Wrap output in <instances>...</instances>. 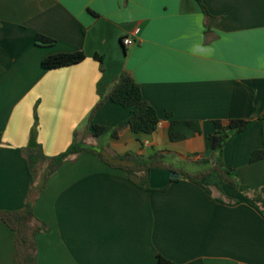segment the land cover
I'll list each match as a JSON object with an SVG mask.
<instances>
[{
	"label": "crops",
	"instance_id": "crops-1",
	"mask_svg": "<svg viewBox=\"0 0 264 264\" xmlns=\"http://www.w3.org/2000/svg\"><path fill=\"white\" fill-rule=\"evenodd\" d=\"M202 4L217 19L210 27L195 0H0V211L21 210L30 196L41 229L35 264H158L159 256L264 264V217L233 189L213 191L223 203L183 179L150 192L122 170L153 158L159 170L206 173L213 122L245 119L222 159L241 185L264 195V0ZM37 35L55 43L38 46ZM77 51L79 64L41 66ZM123 72L160 117L152 134L131 133L130 111L112 102L94 110ZM168 113L200 122L202 133L170 142ZM93 125L110 131L95 138ZM75 134L94 152L72 157L44 183L40 164L31 193L22 150L39 146L54 157ZM256 152L262 157L251 162ZM0 264H19L15 232L1 220Z\"/></svg>",
	"mask_w": 264,
	"mask_h": 264
},
{
	"label": "trees",
	"instance_id": "trees-1",
	"mask_svg": "<svg viewBox=\"0 0 264 264\" xmlns=\"http://www.w3.org/2000/svg\"><path fill=\"white\" fill-rule=\"evenodd\" d=\"M201 7L205 17L206 25L210 27L217 19L210 16L202 4V0H195ZM36 44L41 47H50L55 41L48 37L37 35ZM85 59L83 52L77 51L73 53H64L52 55L45 58L41 66L44 70H55L81 63ZM101 61V59H99ZM112 102L130 111V117L127 120L129 130L131 133L138 134H152L154 133L160 123V117L153 106L147 103L142 96L140 86L134 79L126 72H123L116 79L108 93L101 97L95 106L94 110L99 109L105 102ZM169 119L168 137L170 142H180L190 139L196 135H200L201 124L193 120H176L171 114H167ZM250 120L245 119H231L228 121L215 120L213 122L214 131L205 138L206 151L211 149V157L213 164L211 169L198 176H189L187 174H180L177 180L169 181L168 185L173 182H178L180 179L187 180L199 186L207 195V197L215 202L223 203L221 198H214L212 193L214 190L222 192L223 187H229L236 191L239 196L255 207L264 217V195L260 192L256 193L250 188L241 185L233 171L227 169L222 159L223 149L230 144L231 140L240 133L247 130ZM92 135L97 138L110 130L107 127L93 125ZM112 137L117 136V130L111 132ZM26 164L27 171L31 178L33 188L31 193L38 189L34 187L37 167L45 164V171L43 173V183L46 182L57 169L72 157H76L83 153H93L94 151L83 147L82 141L78 140L77 135H74L71 145L61 154L54 157H46L41 148L37 149L26 148L22 150ZM262 157L261 152L253 153L251 162L259 160ZM129 155L119 157L121 160H128ZM150 159H136L133 167H123L129 178L133 180L137 186L145 191H164L163 189H152L149 186V174L157 168L150 162ZM204 161H208L205 159ZM42 186V185H41ZM30 193V194H31ZM0 220L9 227L16 235V246L19 255V264H35L36 259L33 254V239L41 231V229L34 226L35 217L33 215V206L30 201V196L27 199L24 207L18 211H0ZM158 264H174L162 257H158Z\"/></svg>",
	"mask_w": 264,
	"mask_h": 264
},
{
	"label": "water",
	"instance_id": "water-1",
	"mask_svg": "<svg viewBox=\"0 0 264 264\" xmlns=\"http://www.w3.org/2000/svg\"><path fill=\"white\" fill-rule=\"evenodd\" d=\"M212 150L209 149L205 152V157L212 159ZM180 175L173 171L167 170H153L149 174V186L152 189H163L171 180H177Z\"/></svg>",
	"mask_w": 264,
	"mask_h": 264
},
{
	"label": "built area",
	"instance_id": "built-area-1",
	"mask_svg": "<svg viewBox=\"0 0 264 264\" xmlns=\"http://www.w3.org/2000/svg\"><path fill=\"white\" fill-rule=\"evenodd\" d=\"M122 43L124 46H128L132 43V40L130 37H126L125 39H123Z\"/></svg>",
	"mask_w": 264,
	"mask_h": 264
},
{
	"label": "rangeland",
	"instance_id": "rangeland-1",
	"mask_svg": "<svg viewBox=\"0 0 264 264\" xmlns=\"http://www.w3.org/2000/svg\"><path fill=\"white\" fill-rule=\"evenodd\" d=\"M157 165H158L159 167L161 166V165H159V164H155V166H157ZM157 170H159V169H157Z\"/></svg>",
	"mask_w": 264,
	"mask_h": 264
}]
</instances>
